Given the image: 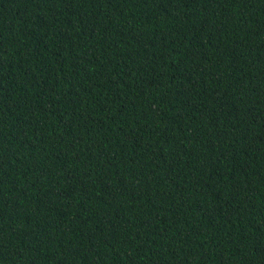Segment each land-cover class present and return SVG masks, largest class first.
I'll use <instances>...</instances> for the list:
<instances>
[{
    "label": "trees",
    "instance_id": "16d2710c",
    "mask_svg": "<svg viewBox=\"0 0 264 264\" xmlns=\"http://www.w3.org/2000/svg\"><path fill=\"white\" fill-rule=\"evenodd\" d=\"M0 264H264V0H0Z\"/></svg>",
    "mask_w": 264,
    "mask_h": 264
}]
</instances>
